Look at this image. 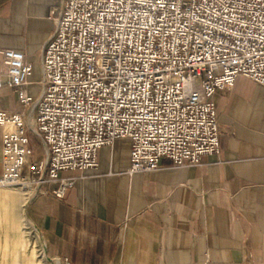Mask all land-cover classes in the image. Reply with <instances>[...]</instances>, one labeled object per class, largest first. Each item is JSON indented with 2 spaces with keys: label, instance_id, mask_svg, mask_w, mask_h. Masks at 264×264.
I'll use <instances>...</instances> for the list:
<instances>
[{
  "label": "built area",
  "instance_id": "1",
  "mask_svg": "<svg viewBox=\"0 0 264 264\" xmlns=\"http://www.w3.org/2000/svg\"><path fill=\"white\" fill-rule=\"evenodd\" d=\"M51 18L35 115L0 109V186L62 199L76 181L62 173L96 169L98 151L122 138L130 174L162 160L200 166L221 149L217 92L239 76L264 86V0H61ZM0 55V89L29 106L33 65L19 50Z\"/></svg>",
  "mask_w": 264,
  "mask_h": 264
},
{
  "label": "crops",
  "instance_id": "2",
  "mask_svg": "<svg viewBox=\"0 0 264 264\" xmlns=\"http://www.w3.org/2000/svg\"><path fill=\"white\" fill-rule=\"evenodd\" d=\"M60 3L0 0V52L22 51L33 65L26 86L33 102L24 106L4 87L0 109L35 115L43 50L55 31L51 9ZM215 102L221 149L200 166L162 160L157 170L130 174L131 140L122 138L98 151L96 169L62 173L76 179L62 199L33 190L27 211L46 253L48 247L63 264H264V86L239 76ZM29 137L33 159H42L39 138ZM3 172L0 128V178ZM20 193L0 188L4 227L18 212Z\"/></svg>",
  "mask_w": 264,
  "mask_h": 264
},
{
  "label": "bare ground",
  "instance_id": "3",
  "mask_svg": "<svg viewBox=\"0 0 264 264\" xmlns=\"http://www.w3.org/2000/svg\"><path fill=\"white\" fill-rule=\"evenodd\" d=\"M0 188H10V186ZM32 190L35 189L24 186L18 190L21 192L17 195L18 212L12 216L10 227H4L0 221V264H41L34 241L28 237L25 230L27 225L35 226L27 211L28 204L34 195ZM34 230L44 241L42 233L36 226ZM57 264L60 262L58 261Z\"/></svg>",
  "mask_w": 264,
  "mask_h": 264
},
{
  "label": "rangeland",
  "instance_id": "4",
  "mask_svg": "<svg viewBox=\"0 0 264 264\" xmlns=\"http://www.w3.org/2000/svg\"><path fill=\"white\" fill-rule=\"evenodd\" d=\"M10 188L12 190H15V189L21 190L22 189V186L14 185V186H10ZM32 192H33V190H32ZM23 216L25 217V215H23ZM35 226L32 227V226L27 225L26 226L27 228H25V230H26V232L29 235L28 237L32 241H34V244L36 246V250L38 251V258L41 260V264H57V262L60 261V260L58 258L54 257L51 254V252L49 251L48 247H47V253H46L45 242L42 241V239L38 235V232L34 230ZM61 264H63V263L61 262Z\"/></svg>",
  "mask_w": 264,
  "mask_h": 264
}]
</instances>
